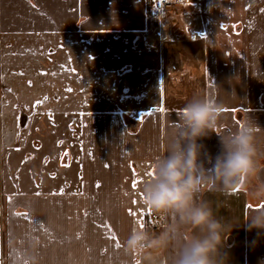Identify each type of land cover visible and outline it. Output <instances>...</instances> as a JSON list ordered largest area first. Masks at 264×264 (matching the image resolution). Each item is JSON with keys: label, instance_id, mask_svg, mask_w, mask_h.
I'll return each mask as SVG.
<instances>
[{"label": "crops", "instance_id": "obj_1", "mask_svg": "<svg viewBox=\"0 0 264 264\" xmlns=\"http://www.w3.org/2000/svg\"><path fill=\"white\" fill-rule=\"evenodd\" d=\"M150 4L0 0V264H178L207 230L154 211L143 187L196 98L223 107L199 141L205 169L222 138L257 127L256 170L227 188L205 172L195 203L224 226L225 264H264V231L247 227L264 205V0H180L162 30ZM151 212L175 230L169 244L128 251L134 230L160 234L140 226Z\"/></svg>", "mask_w": 264, "mask_h": 264}, {"label": "clouds", "instance_id": "obj_2", "mask_svg": "<svg viewBox=\"0 0 264 264\" xmlns=\"http://www.w3.org/2000/svg\"><path fill=\"white\" fill-rule=\"evenodd\" d=\"M223 107L208 98H196L189 102L180 113L181 129L177 131L165 156L155 161L154 179L145 183L143 192L147 206L160 213L178 216L181 224L207 230L201 237H193L182 250L178 264H225L219 249L224 243V226L214 218L207 205L195 203L196 194L201 191L208 172L224 187H233L241 177H248L256 170L257 127L247 126L237 129L228 139H221L222 150L215 156L210 169H205L201 160L202 145L199 143L221 118ZM258 200L264 197L254 194ZM249 230L264 231V207L249 212ZM175 230H163L158 236L148 240L147 233L134 230L125 242L130 252L146 246L166 247L170 235Z\"/></svg>", "mask_w": 264, "mask_h": 264}, {"label": "built area", "instance_id": "obj_3", "mask_svg": "<svg viewBox=\"0 0 264 264\" xmlns=\"http://www.w3.org/2000/svg\"><path fill=\"white\" fill-rule=\"evenodd\" d=\"M180 0H151L150 8L153 13L160 30L165 27H172L175 24L174 9ZM165 217L160 215V218L154 213H149L148 229L152 235H158L166 229Z\"/></svg>", "mask_w": 264, "mask_h": 264}, {"label": "rangeland", "instance_id": "obj_4", "mask_svg": "<svg viewBox=\"0 0 264 264\" xmlns=\"http://www.w3.org/2000/svg\"><path fill=\"white\" fill-rule=\"evenodd\" d=\"M178 6H175V11H174V17H175V21L178 15ZM154 16V15H153ZM157 23V21H156ZM176 24V22H175ZM175 24H173V26H175ZM172 26V27H173ZM171 27V28H172ZM170 28V27H168ZM1 86V85H0ZM33 115L32 111H27L24 110V108L21 106V112L18 111V120H20L21 122H23V124H21V128H17V143L21 142V160H25L27 158H32V151H33V129H32V121L30 120V117ZM30 120V121H29ZM27 123L29 125V127L27 126ZM27 126V127H26ZM25 129H27V131L25 133H23V131ZM149 232V231H148Z\"/></svg>", "mask_w": 264, "mask_h": 264}, {"label": "snow or ice", "instance_id": "obj_5", "mask_svg": "<svg viewBox=\"0 0 264 264\" xmlns=\"http://www.w3.org/2000/svg\"><path fill=\"white\" fill-rule=\"evenodd\" d=\"M37 103H39V102H37ZM135 186H136V185L133 184V187H134V188H135ZM61 194H62V193H61ZM133 203H136V201H133ZM262 207H264V205H262ZM129 214H130V215H135V213H133V212H131V211L129 212ZM139 223H140V226H141V227H144V223H143L142 221H139Z\"/></svg>", "mask_w": 264, "mask_h": 264}, {"label": "trees", "instance_id": "obj_6", "mask_svg": "<svg viewBox=\"0 0 264 264\" xmlns=\"http://www.w3.org/2000/svg\"><path fill=\"white\" fill-rule=\"evenodd\" d=\"M148 216H149V213H147V214L145 215V219H144V222H143V223H144V227H143V229H146Z\"/></svg>", "mask_w": 264, "mask_h": 264}]
</instances>
